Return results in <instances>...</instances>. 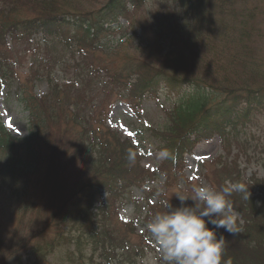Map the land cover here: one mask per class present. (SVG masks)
<instances>
[{"label": "rangeland", "instance_id": "obj_1", "mask_svg": "<svg viewBox=\"0 0 264 264\" xmlns=\"http://www.w3.org/2000/svg\"><path fill=\"white\" fill-rule=\"evenodd\" d=\"M0 1L12 5L13 11L11 15L0 12L1 31L10 21L23 23L36 15L31 11L33 6L25 5L27 0ZM108 1L68 0L65 8L90 15L84 26L101 34L100 38L107 37L102 39L106 44H101L100 49L93 48L97 51L78 47L64 51L58 44L56 49L49 50L39 38L36 40L39 46L26 45L27 50L15 47L14 53L7 57L9 61L6 59L14 69L12 79L2 81L5 86L0 89V126L12 139L21 141L11 155L21 160L18 174L22 180L5 183L0 174V264H5L6 258L11 256L20 264L35 260L39 264H70L68 253H74L75 243L48 251V241H57L56 220L67 218L73 205L83 198L84 191L89 193L95 165H101L102 172L112 168L105 163L107 153L92 152L98 144L111 143L123 153L128 141L133 144L136 153L138 150L141 155H136L130 165H136V179H141L145 187V190L132 189L129 197L132 200L117 207L110 223L114 224L119 239H128L129 245L143 249V253L137 259L113 260L111 257L112 264L122 261L142 264L145 259H149V264H162L158 249L144 228L147 210L153 206L149 211L163 212L160 200L164 199L179 207L176 194L190 196L193 185L205 184L219 190L232 176L230 180L243 183L248 197L251 195L261 206L258 193L264 192V112L253 114L252 118H247L249 121L243 117L244 127L239 126L234 132L229 129L225 143L215 138L212 142L197 144L185 155L178 154L176 159L169 155L171 149L167 156L161 155L167 150L163 142L167 132L161 131L167 129L171 115L183 106L182 101L192 95L186 79H203L214 86H223L226 79L254 89L264 86V0L240 1L239 6L247 15L242 17L239 13L237 18L229 17V26L236 28L227 31L237 33L233 44L228 42L232 34L227 35L221 25L226 28L227 21L220 12H214L215 15L210 12L206 15L210 17L209 22H205V18L199 22L202 0H138L135 12L130 13L127 4L122 27L113 26L102 34L98 28L104 22L103 17L96 13ZM39 12L45 18L48 16V11ZM60 26L62 31L58 38L46 42L75 43L83 36L73 23ZM21 38L17 45L26 40ZM0 43L3 44L1 38ZM243 46H246L243 51L255 56L243 64L244 71H239V61L234 62L233 57ZM4 47L0 50L4 51ZM86 62L101 72V77L92 84L95 96L85 91L84 83L79 82L82 80L79 72ZM114 75L119 82L117 85L110 79ZM52 86L65 91L58 94L51 90ZM205 93L211 105L220 100L210 89ZM72 94L73 99L82 104L76 115L72 107L60 105V100L69 101ZM89 101L92 107L87 109L85 103ZM39 119H43L44 130L32 138L37 132L34 123ZM91 130L98 133L95 144L87 137ZM156 132H160L159 136ZM7 155L4 151L0 153V165L7 163ZM95 156L103 160L95 163ZM114 164L115 159H112L109 165ZM164 171L171 175L167 176ZM147 177L150 179L146 182ZM167 177L171 178L170 182ZM19 186L22 189H18ZM242 198L240 194L241 204ZM237 213L241 219L244 217ZM261 215L262 211L256 221L260 233L246 237L244 233L232 236L218 231L224 235L225 249L234 255L237 264H264V257L246 255L248 251H245L249 240L254 244L264 243V216L260 218ZM35 243L37 257L30 254ZM26 246L29 250L22 249ZM80 249L86 257L84 264L103 262L99 261V253L93 256L91 247L87 249L86 244L82 243ZM257 251L264 255V246L258 244Z\"/></svg>", "mask_w": 264, "mask_h": 264}, {"label": "trees", "instance_id": "obj_2", "mask_svg": "<svg viewBox=\"0 0 264 264\" xmlns=\"http://www.w3.org/2000/svg\"><path fill=\"white\" fill-rule=\"evenodd\" d=\"M240 1L244 0H212L207 2L202 0L201 3H199L198 20L201 23L205 18V22H209L210 17H206L208 13L213 12V15H215L214 12H220L222 17H226V28L223 24L221 25L227 35L232 34L231 38L228 39V42L232 43V40L237 33L235 30L233 32L227 31V29L236 28H231L229 26V17L232 16L237 18L239 13H241L242 17L243 15L244 17L247 15L245 12L246 10L239 6ZM25 2V5L33 6L35 11H31L36 12V15L33 19L27 18L23 20V23L15 24L14 21L6 23L9 24L5 27L10 28L9 34L11 36L1 33L0 30V38L5 47V40L8 37L14 43L19 42L23 39L21 37H24L26 40L21 43L24 46H36V40H39L40 38L44 41L43 43H46L47 48L51 50L53 47H56L55 42H46V40L58 38L59 33L62 31L60 25H67L68 22L73 23V26L76 27L77 31H81L83 36L77 38L75 43H72V41L66 42L65 44L60 43L65 48L64 51L74 49L75 47L81 48V50L97 51L93 48L98 47L100 49L101 44H106L102 39L107 37L100 38L101 34L99 35L90 30V26H84L88 21V18L91 17L90 15L87 17V15L79 11L70 9L65 10V8L68 7V0H27ZM0 3V12L6 15L13 14V11L10 8L12 5H9V3H2L1 1ZM129 3L138 6V0H109L105 3L104 7L96 13V15H101L103 17L101 19L104 21L99 25L98 30L103 31L102 34H104L105 32L108 33L112 30L111 28H113V26L119 28L122 27L120 19L125 14L126 6ZM191 4H193L192 1ZM135 8L136 7H134V9ZM39 11H48V16L45 18V16ZM70 18L72 20H70ZM127 22L129 23V21ZM3 44L0 43V47H4ZM245 47L246 46L241 47L240 53L235 54L233 57L234 62L239 61V64H237L239 71H244L243 64L247 62V59L252 60L255 56V54H249V52L246 53L243 51ZM85 57L86 56H82V58ZM3 58L4 59L0 60V86H2V81L6 80V78L10 80V77L7 76L12 75L14 69L11 63L6 62V57ZM100 73L101 72L97 71L93 65H87V62L86 66H83V69H81L80 75H83L84 77L82 79L85 88L84 90L91 92L92 96H95V93L93 92H96V89H94L92 84L95 79H99V76L101 77ZM110 79H114L113 84L117 85L119 83H117V76L115 75L112 78L110 77ZM82 80L79 82L81 83ZM186 81L192 89V95L182 103L183 106L181 108L177 109L171 115V120L167 129L161 131L167 132L165 135L167 138H165L163 142L164 144H167V146H165L167 147V151L168 149H171L169 155H173V159H176L180 153L185 155V153L190 151L195 144L209 141L215 136L226 141V138H228L230 134L229 129L234 132L239 126L244 127L245 123L243 117L247 119L255 113L264 112V86L259 87L258 89H254L252 86L248 87L246 84L244 86H238L228 79L225 80L223 86H214L203 79L194 81L186 79ZM108 84L112 83L108 82ZM206 89L212 90L217 97L220 98L218 103L211 105L212 101L206 98ZM51 90L59 92L58 94L65 91L56 86H52ZM69 92L72 93L71 90H69ZM204 93L205 96L203 97ZM60 103V105L72 107L74 109V115H76L79 105H82L80 101H75L73 99V94L69 101L62 99L60 100ZM85 104L87 109L92 107L91 101ZM247 120L249 121V119ZM43 124V119L35 121L33 128L37 132L32 134V138L37 137L40 132H43ZM159 133L160 132H156V136H159ZM96 134H98L96 130H91L87 135L88 140L93 141L94 144L98 140ZM127 143L129 144L125 146L124 153L122 150L114 149L111 143L108 144L109 146L103 144L96 145L92 152L97 155L107 153L105 163H108V166H111L112 168L107 172H102V170L99 169V166L101 165H95L94 173L92 175L95 178L91 181L88 187L90 189L89 193L84 191L83 198L73 205V209L67 218L56 220V231L59 232L57 234V241L56 239L48 241V251H54L57 246L64 247L73 241L76 249L73 251L74 253H68V262L70 264H84L82 261H84L86 257L83 255V251H80L82 243L87 245V249L91 247L93 256L99 253V261L101 260L103 262L98 264H112L110 260L111 257L113 260H118L119 258L127 259L128 257L137 259L141 256L143 249L132 247L129 245L128 239H119V236H117V233L115 232L114 224H110L113 221L112 217L114 213L117 212V207L124 202L129 203L130 200H132L129 197H131V191L134 187H140L142 190H145L144 185H142V182L140 181L141 179H136V165H130L131 162H129L127 158L128 154H126L127 150L134 149L136 152V149L129 141ZM20 144V140L12 139V137L5 132V129L0 126V153L4 151L8 154L7 163L5 165H0V174L5 183H9L7 181H12L11 183H19L20 180H22V178H19L22 176L18 174L21 172V170H19L20 165H18L21 160H19V158L18 160L14 159L11 155V152H13ZM137 153L136 155L138 156ZM95 158V163L103 160L101 157L98 158L95 156ZM112 159H115V164L109 165ZM222 174L224 175L225 172ZM143 175L147 176V173H144ZM166 175L170 176L171 174L166 173ZM220 178L222 177L220 176ZM149 179L150 178L147 177L146 182ZM167 180L170 182L171 178L169 179V177H167ZM145 185L147 186L146 183ZM18 189H22V186H19ZM262 190H264V187ZM258 194L261 196V206L256 204V201H254L251 195L246 200L243 198L241 199V201H244L243 204L239 201L240 193L233 194V196L230 197L233 201L234 209L237 210V212H240L242 217L244 215L242 218V231L239 234L244 233V236L246 235V237L254 232L260 231L259 227H256V221L259 212L262 211L260 218H263L264 216V192ZM60 195L61 198L65 197L64 193H61ZM186 203L191 205L189 201ZM159 205L160 204L158 203L157 206ZM151 207L147 210L145 224L149 221L152 215L157 213L149 211ZM163 211H165L164 208ZM133 229H131V233L134 231ZM218 231L226 233L223 229H219ZM258 244L264 246V243L262 244L260 242H256V244L251 240L246 242L245 245H248V247L245 248V251H248L246 255L253 254L264 257V255L257 253ZM35 245L36 243L32 244L30 254L36 255L37 249L35 248ZM22 249L29 250L27 246ZM18 252L15 254L18 255ZM134 252L136 253L133 256ZM246 255H243V257H246ZM233 256V254L230 255L228 251H225L224 260H231V264H237ZM6 263L20 264L13 256L6 258L5 264ZM30 264L39 263L35 260ZM121 264H124V261H122ZM244 264L246 263L244 262Z\"/></svg>", "mask_w": 264, "mask_h": 264}, {"label": "clouds", "instance_id": "obj_3", "mask_svg": "<svg viewBox=\"0 0 264 264\" xmlns=\"http://www.w3.org/2000/svg\"><path fill=\"white\" fill-rule=\"evenodd\" d=\"M161 155L167 156V150ZM127 158L134 162L136 152L130 149ZM191 192L190 196L176 194L179 207L160 200L165 211L152 215L144 226L158 249L159 259L162 264H231V260H224L226 239L218 230L232 236L242 231L243 220L230 197L240 193L248 199L246 186L226 179L219 190L200 184L193 185ZM189 200L191 205L186 203ZM142 264H149V259Z\"/></svg>", "mask_w": 264, "mask_h": 264}, {"label": "bare ground", "instance_id": "obj_4", "mask_svg": "<svg viewBox=\"0 0 264 264\" xmlns=\"http://www.w3.org/2000/svg\"><path fill=\"white\" fill-rule=\"evenodd\" d=\"M4 29V30H3ZM2 30L3 31H1V33H4V34H6V35H8V36H11L10 34H9V32H10V28H8V27H4Z\"/></svg>", "mask_w": 264, "mask_h": 264}, {"label": "snow or ice", "instance_id": "obj_5", "mask_svg": "<svg viewBox=\"0 0 264 264\" xmlns=\"http://www.w3.org/2000/svg\"><path fill=\"white\" fill-rule=\"evenodd\" d=\"M9 126H11V122L9 123ZM129 135L131 136V135H133L132 133H129Z\"/></svg>", "mask_w": 264, "mask_h": 264}]
</instances>
